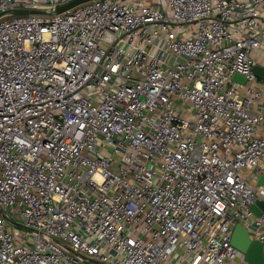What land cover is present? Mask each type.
I'll list each match as a JSON object with an SVG mask.
<instances>
[{
    "label": "built area",
    "instance_id": "1",
    "mask_svg": "<svg viewBox=\"0 0 264 264\" xmlns=\"http://www.w3.org/2000/svg\"><path fill=\"white\" fill-rule=\"evenodd\" d=\"M260 58L264 0L1 17L0 264H256L233 233L264 243Z\"/></svg>",
    "mask_w": 264,
    "mask_h": 264
},
{
    "label": "water",
    "instance_id": "2",
    "mask_svg": "<svg viewBox=\"0 0 264 264\" xmlns=\"http://www.w3.org/2000/svg\"><path fill=\"white\" fill-rule=\"evenodd\" d=\"M86 0H71L65 4L57 6L55 9H39V8H25L13 7L0 11V18L10 14L18 13H33V12H62ZM255 72L264 79V66L256 64ZM233 78L242 82L246 81V77L238 72L234 73ZM258 181L264 183V173L259 176ZM252 209L261 214L264 210V199L257 200ZM233 242L236 246L244 251H247L248 258L256 264H264V243L258 238H252L249 228L243 223H238L234 229Z\"/></svg>",
    "mask_w": 264,
    "mask_h": 264
},
{
    "label": "crops",
    "instance_id": "3",
    "mask_svg": "<svg viewBox=\"0 0 264 264\" xmlns=\"http://www.w3.org/2000/svg\"><path fill=\"white\" fill-rule=\"evenodd\" d=\"M259 62H260V65H263L264 66V58H260L259 59Z\"/></svg>",
    "mask_w": 264,
    "mask_h": 264
},
{
    "label": "rangeland",
    "instance_id": "4",
    "mask_svg": "<svg viewBox=\"0 0 264 264\" xmlns=\"http://www.w3.org/2000/svg\"><path fill=\"white\" fill-rule=\"evenodd\" d=\"M255 182H256V180H253V181H252V183H255Z\"/></svg>",
    "mask_w": 264,
    "mask_h": 264
}]
</instances>
